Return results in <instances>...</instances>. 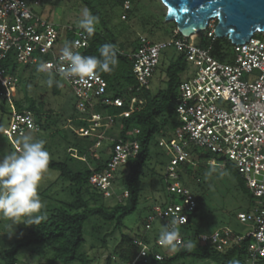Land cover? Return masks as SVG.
<instances>
[{"label":"built area","instance_id":"1","mask_svg":"<svg viewBox=\"0 0 264 264\" xmlns=\"http://www.w3.org/2000/svg\"><path fill=\"white\" fill-rule=\"evenodd\" d=\"M41 3L40 0H0V95L8 104L6 109L10 115L7 138L33 136L42 130L31 114L17 109L12 96L13 91L21 89V68L35 69L42 62L50 64L48 70L68 83L76 99L77 111L89 116L93 122L105 121L107 127L113 125L112 117L102 116L99 112L118 105L109 96L108 82L98 73L81 82L79 78L66 76L60 71L67 65L62 52L58 51L62 43L60 26L33 9L34 4L40 6ZM216 24L215 20L209 23L207 30L212 40L207 46L193 44L191 37L182 35L161 42L142 37L135 48L120 51L131 62L137 79L136 87L125 89L133 96L151 89L167 50L184 54L196 68L194 74L179 85L176 107L182 123L174 131L177 140L170 145L173 157L166 173L169 196L165 203L152 208L150 221H159L164 227L175 219L179 221L176 227L187 228L190 216L198 209V202L182 184L178 170L203 150L222 156L234 165L252 195L248 212L238 219L247 230L239 234L223 227L211 235L180 234L177 246H194L191 242L199 240L201 245L208 244L225 253L247 243L244 264H264V180L257 182L252 178L253 172L264 175V40L258 38L257 33L250 42L225 46L217 54L213 48L219 39L215 36ZM65 29L71 34L70 43L75 45L73 51L83 55L89 47L87 33L78 27ZM249 76L253 77L252 80H248ZM142 104L139 101V105ZM139 133V129L134 128L129 140H115L105 168L93 172L90 186L105 199L118 197L116 175L130 158L138 155ZM19 148L20 145L16 144V151ZM127 197L126 191L121 194L122 200ZM156 247L164 246L157 240ZM163 256L160 251L153 252L156 260H162Z\"/></svg>","mask_w":264,"mask_h":264},{"label":"rangeland","instance_id":"2","mask_svg":"<svg viewBox=\"0 0 264 264\" xmlns=\"http://www.w3.org/2000/svg\"><path fill=\"white\" fill-rule=\"evenodd\" d=\"M85 1H90L100 9L109 29L114 33L117 41L121 42L130 34L137 36L167 37L169 38L177 28L173 22L166 21L167 8L161 0H42L40 6L33 5V9L43 18L48 19L60 26V36L66 32L65 27H78L82 14L88 7ZM124 2V4H121ZM217 23V21L215 20ZM79 28V27H78ZM100 25H96V30ZM264 40V34L256 35ZM206 33H200L191 37L193 44H199L206 40ZM231 43L228 39H222ZM232 44V43H231ZM64 43L58 46L61 53ZM133 47V46H132ZM130 47L129 49H131ZM176 52L167 50L164 52V60L159 66L151 85V90L156 93L159 89L166 88L165 70L169 63L175 59ZM195 64L189 62L188 67L182 74V79L190 78L195 72ZM21 89L13 91L12 96L16 104L24 109L35 106L42 113L50 117L47 128H42L39 134L31 136L33 139L45 141V148L50 154V160L67 163L74 172L95 170L104 164L110 154L115 140L120 138L123 129L122 123L117 121L107 127L105 121L86 122V116L74 107L76 99L68 83L52 74L51 71H37L35 69L21 68ZM53 79L52 86L47 81ZM248 80H252L249 76ZM164 80V82H162ZM247 80V81H248ZM113 86L119 88L121 84L114 81ZM8 104L0 95V157L5 152L16 151L17 138L8 139L6 133L9 130L10 115L6 109ZM100 114L106 116L104 109ZM32 116V115H31ZM36 121L35 117L32 116ZM176 136L171 129L170 116L163 114L158 121V130L150 144V156L146 166L141 172L139 181L140 203L138 211L125 219L121 230L115 228V223H105L97 217L91 218L86 226L84 236L85 245L81 253H85L89 264H135L140 259L150 261L153 251H160L165 255L174 254L179 250L169 247L157 248L154 242L155 232L163 231V225L159 221H150L153 216L152 208L162 205L168 200L167 166L173 157L170 145L175 142ZM214 159L203 160L198 153L186 163L178 173L182 184L197 199V219L191 228L178 227L180 234L211 235L216 230L228 227L232 231L244 234L246 226L240 225L238 219L248 212L250 199L243 192L241 183L234 177L227 165H234L222 156H214ZM222 159L217 161V159ZM215 169V171H212ZM211 172L210 175L207 173ZM129 167L124 165L116 175L115 187L118 197L105 199L99 191L87 186L81 190L82 198L89 207L104 204L113 207L122 200L121 194L126 191V179ZM254 181L262 182L264 175L253 172ZM247 186V185H246ZM78 188L70 182L61 179L57 170L48 169L42 179L38 192L43 208L40 215L48 219L60 209H68L70 206L77 208L79 202ZM82 209V208H81ZM24 218L13 224L9 219L0 216V254L11 249L18 241L28 235L29 230L25 227ZM123 235L128 236L137 244L136 256L130 263H125L116 251ZM148 239L149 244L145 243ZM194 246L202 244L197 240L191 242ZM153 249V250H152ZM52 256V250L46 246H30L22 249L17 260L20 264H48ZM55 264H82L56 262ZM175 264H214L210 260L185 259Z\"/></svg>","mask_w":264,"mask_h":264},{"label":"trees","instance_id":"3","mask_svg":"<svg viewBox=\"0 0 264 264\" xmlns=\"http://www.w3.org/2000/svg\"><path fill=\"white\" fill-rule=\"evenodd\" d=\"M36 2L38 0H30ZM42 1V0H40ZM89 11L92 15L99 18L100 29L92 34H88L89 47L83 55L99 56V47L105 43L114 45L116 51L117 64L113 67L111 72H97L100 74L109 85V96L112 100L118 102L117 106L104 108L106 116L114 119L115 123L120 121L123 129L119 139L124 141L129 140L130 132L136 128L140 133L137 140L140 143V151L135 158H130L127 166L129 167V174L126 179V192L128 197L122 201H118L113 207H106L104 204L94 207H89L82 198L81 190L90 186V179L94 171H100L105 168V163L99 165L95 170H86L84 172H74L67 163L49 162V168L57 170L60 177L65 182H70L78 188V200L82 203L81 206L74 208L70 206L68 209H60L54 213L50 218L42 220L38 224L25 225L29 230L28 235L22 240L18 241L11 249L6 250L0 254V264H16L18 253L30 246H46L52 250V256L48 264H55L56 262L74 263L76 261L82 264H89L85 253H81V249L85 245L84 236L86 235L85 226L87 222L97 217L105 223H115V228L121 230L124 226L126 218L134 215L139 208L140 190L139 181L141 172L147 164L150 156V144L152 143L155 134L158 130V121L161 115L166 114L171 118V129L175 131L182 123L181 116L177 111V100L179 85L182 82V74L188 67V60L184 54L176 53L175 59L169 63L165 70L166 88L159 89L156 93L152 90H142L139 95L133 96L127 90V87H136L138 85L134 71L132 69L129 59L121 54L120 51H129L135 48L140 38L145 37L152 42H161L166 40H174L181 37L179 31L175 30L169 38L167 37H151L150 33L146 36H137L130 34L125 40L119 42L114 33L109 29L107 21L104 19L101 10L96 8L90 1H85ZM121 4H124L122 2ZM206 41L201 42L203 46L211 43L209 37V30L206 32ZM60 41H71L70 32H65ZM133 46V47H132ZM231 47V43H226L222 39H216L213 44L214 52L219 53L223 47ZM132 47L131 49H129ZM165 56H162L161 64ZM160 64V66H161ZM117 81L121 84L119 88L113 86V82ZM164 82V80L162 81ZM139 101L143 104L139 105ZM20 112H27L35 117L36 123L42 128H47L50 117L35 106V101L31 106L24 109L21 105L16 104ZM75 107V105H74ZM76 108V107H75ZM86 116V115H85ZM86 122H93L89 116H86ZM116 143L112 144L111 150ZM216 156V155H214ZM198 157L203 160L214 159L212 155L204 154L203 151L198 154ZM217 159V158H216ZM222 159H217L221 161ZM188 162V161H187ZM181 165L183 169L186 163ZM227 168L232 172L234 177L241 183L243 192L247 197L252 199V195L241 180L238 171L235 167L227 165ZM94 189V188H93ZM103 197V195H101ZM104 198V197H103ZM108 200V199H107ZM82 208V209H81ZM198 209L190 216V223L186 228L189 230L192 223L197 219ZM26 219V218H24ZM164 229V228H163ZM160 232H155L154 242L158 240ZM146 239L145 243L149 244ZM247 243H243L242 247L235 246L227 252L222 253L214 249L211 245L180 247L177 252L171 255L163 256L162 260L152 258L150 261L140 259L135 264H175L185 259H200L210 260L214 264H230L231 261H239V264H244L246 256L245 247ZM153 250V249H152ZM116 251L120 253V258L125 263H130L136 256L137 244L126 235H123L120 244ZM154 252V251H153ZM152 252V253H153ZM112 260L108 259V264Z\"/></svg>","mask_w":264,"mask_h":264},{"label":"clouds","instance_id":"4","mask_svg":"<svg viewBox=\"0 0 264 264\" xmlns=\"http://www.w3.org/2000/svg\"><path fill=\"white\" fill-rule=\"evenodd\" d=\"M97 24L99 18L85 10L78 27L92 34L96 31ZM74 46V43L65 41L62 48V59L67 65L60 71L66 76L77 77L81 82H86L95 77L98 71L111 72L117 64L115 47L110 43L99 47L98 57L74 52ZM50 67V64L42 62L37 71H47ZM47 83L52 86L53 79L50 77ZM17 144L20 145L18 151L5 152L0 157V216L11 220L15 225L20 224L18 222L21 218H26L23 221L26 225L38 224L46 218L39 214L43 204L38 189L48 171L50 154L42 139L24 135L17 140ZM207 174L210 175L211 172ZM178 222L174 219L164 226L158 237L161 246L173 250L177 247L180 236L176 227ZM230 264H239V261H231Z\"/></svg>","mask_w":264,"mask_h":264},{"label":"water","instance_id":"5","mask_svg":"<svg viewBox=\"0 0 264 264\" xmlns=\"http://www.w3.org/2000/svg\"><path fill=\"white\" fill-rule=\"evenodd\" d=\"M167 8L166 21L173 22L182 36L205 32L217 21L215 36L233 45L250 42L264 34V0H161Z\"/></svg>","mask_w":264,"mask_h":264}]
</instances>
